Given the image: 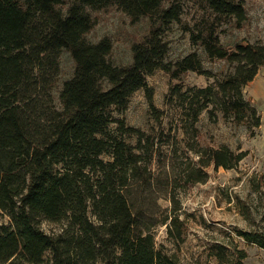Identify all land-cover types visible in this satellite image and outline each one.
I'll list each match as a JSON object with an SVG mask.
<instances>
[{
    "label": "trees",
    "instance_id": "trees-1",
    "mask_svg": "<svg viewBox=\"0 0 264 264\" xmlns=\"http://www.w3.org/2000/svg\"><path fill=\"white\" fill-rule=\"evenodd\" d=\"M201 3L190 22L178 0H0V264H180L157 247L155 233L167 226L176 243L186 238L177 165L171 157L162 174L155 170L161 145L127 121L133 95L146 90L154 106L148 77L158 70L176 81L191 71L215 78L203 50L227 69L205 88L173 87L181 106L194 122L207 110L252 135L262 126L244 90L264 66V44L230 50L221 38L248 21L245 0ZM113 7L134 24L151 22L127 66L112 61L110 37H89L94 13ZM174 24L195 47L177 61L168 58ZM64 52L75 66L62 81ZM190 150L198 161L183 169L186 185L205 181L211 166L234 169L249 154L227 145ZM159 194L169 196L170 213L156 210ZM45 222L59 229L47 231ZM237 234L264 248V234ZM224 249L213 251L218 264L230 261ZM246 257L238 251L237 264Z\"/></svg>",
    "mask_w": 264,
    "mask_h": 264
},
{
    "label": "rangeland",
    "instance_id": "rangeland-1",
    "mask_svg": "<svg viewBox=\"0 0 264 264\" xmlns=\"http://www.w3.org/2000/svg\"><path fill=\"white\" fill-rule=\"evenodd\" d=\"M178 1L183 7L184 20L192 22L201 14V0ZM245 3L248 21L240 29L228 27L221 34L230 50L240 42L264 44V0H245ZM94 15L97 24L89 34L90 39L97 42L110 37L114 42L112 61L119 66L131 64L133 45L149 33L150 20L143 19L134 24L116 7ZM168 39L171 42L169 60L177 61L195 50L190 34L184 32L179 24H174ZM201 55L205 68L212 70L217 75L215 78L191 71L182 81H176L165 71L158 70L148 77L154 106L148 92L142 89L133 95L126 112L131 126L142 129L161 145L154 165L157 173L162 174L160 168L170 162L171 157L177 165L176 193L181 202L186 238L184 242L176 243L170 238L167 226H158L155 231L157 247L175 254L180 264H218L213 256L218 246L226 248L224 250L230 260L227 264L238 263V251L247 255L244 264H264V248L237 234L238 230L264 234V66L244 90L246 98L258 108L262 117V126L252 135L248 127L234 125L221 112L210 114L206 110L199 121L194 122L193 110L181 106L173 87L183 84L184 91L205 88L221 78L227 69L224 61L210 58L203 50ZM74 66L71 54L64 52L62 81L73 75ZM191 94L193 96L194 92ZM224 145L235 152L248 151L249 154L234 169L211 166L207 169L205 181L184 184L180 178L183 169L198 161V155L190 150L191 146L198 150ZM157 202L158 212L172 211L169 196L159 194ZM43 227L47 231L59 229L47 222Z\"/></svg>",
    "mask_w": 264,
    "mask_h": 264
}]
</instances>
